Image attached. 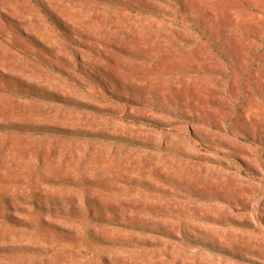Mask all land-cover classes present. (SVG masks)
<instances>
[{"label":"rangeland","instance_id":"374dc122","mask_svg":"<svg viewBox=\"0 0 264 264\" xmlns=\"http://www.w3.org/2000/svg\"><path fill=\"white\" fill-rule=\"evenodd\" d=\"M0 264H264V0H0Z\"/></svg>","mask_w":264,"mask_h":264}]
</instances>
